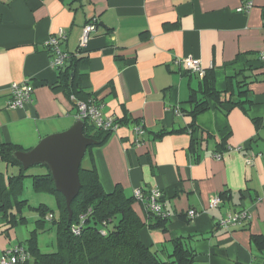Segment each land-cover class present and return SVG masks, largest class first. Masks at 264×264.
Masks as SVG:
<instances>
[{
    "label": "crops",
    "instance_id": "obj_1",
    "mask_svg": "<svg viewBox=\"0 0 264 264\" xmlns=\"http://www.w3.org/2000/svg\"><path fill=\"white\" fill-rule=\"evenodd\" d=\"M251 1L250 8L238 10L243 0H0V143L26 150L71 127L77 99H93L103 115L125 119L91 150L103 188L162 193L164 228L148 226L143 201L134 205L144 223V245L164 258L180 239L194 251L191 264H264L254 241L264 235V0ZM88 18L96 29L81 53L87 58L79 67L84 77L76 95H69L59 84L57 71L64 65L51 66L46 42L64 29L59 48L75 52ZM187 56L213 72L217 90L229 87L233 101L240 98L241 81L239 90L249 100L209 101L195 116V142L188 99L200 77L176 62ZM24 81L29 100L8 108L10 85ZM139 124L144 133L137 145L133 130ZM19 172L18 165L0 159V203L1 190ZM217 196L221 202L210 206ZM239 210L248 219L219 224ZM2 222L0 256L30 231L11 238L16 226L1 232Z\"/></svg>",
    "mask_w": 264,
    "mask_h": 264
},
{
    "label": "trees",
    "instance_id": "obj_2",
    "mask_svg": "<svg viewBox=\"0 0 264 264\" xmlns=\"http://www.w3.org/2000/svg\"><path fill=\"white\" fill-rule=\"evenodd\" d=\"M90 21L91 18H88L86 23ZM82 50L77 48L75 52L66 53L69 67L65 70L60 67L57 71L59 84L68 89L67 94L69 95H76L79 81L84 77V73L79 71V67L87 61V58L81 55ZM237 84V96L240 97L237 101L231 100L230 95L228 96L229 87L224 91L215 88L211 70L205 71L199 80L198 87L191 88L188 103L191 104L189 115L192 121L188 129H190L193 142L196 141L193 134L197 129L195 116L209 108V101L217 105L223 103L243 105L249 102L245 98L247 91L239 90L241 81ZM88 101L94 100L87 99L83 102ZM77 102H79L78 99ZM115 119L119 125L125 120L124 118ZM83 133L97 141V144L87 147L82 159V161L88 160V165L84 166L81 162L79 168L81 188L70 204V220H68L65 199L61 193L56 191L48 168L45 173L26 174L21 165L12 157V151L22 148L14 144L0 143V159L16 164L20 168L18 174L10 176L8 187L1 190L0 218L5 226L1 232H7L27 221L24 210L31 206L26 198H19L25 176L30 177L32 188L35 191L51 194L57 206V215L53 213L52 208L43 203L32 207L38 214L35 222L39 231L44 230L45 222L51 224L50 228H55V249L50 252L41 251L38 245V230L34 227L24 240L9 247L20 245L28 254V258L19 264L28 261L33 264H191L194 251L187 247L186 241L173 240L172 253L164 258L156 250L141 242L139 230L144 223L134 207L135 203L140 204V202L136 201L133 195H127L118 185L110 192L103 188L91 152L93 147L101 145L106 140L112 130L95 128L90 121L85 119ZM49 214L52 215L50 220L47 219ZM146 216L149 218L150 228H164L168 221V216L152 214L148 210ZM73 228H77L78 231L74 232ZM254 241L259 250L264 252V235H257Z\"/></svg>",
    "mask_w": 264,
    "mask_h": 264
},
{
    "label": "built area",
    "instance_id": "obj_3",
    "mask_svg": "<svg viewBox=\"0 0 264 264\" xmlns=\"http://www.w3.org/2000/svg\"><path fill=\"white\" fill-rule=\"evenodd\" d=\"M252 5L251 0H243L242 5L238 10H244L250 8ZM96 29L95 19H91L90 22H87L82 27V32L79 37L78 49H84L88 39ZM66 38V31L64 29H58L55 35L51 36L47 42L46 46L50 47L52 50V58L50 64L52 67H60L65 64L66 53L61 51L59 48V43ZM186 71L193 73L200 78L204 75L205 69L202 66L201 61L198 58L191 56L181 57L176 60ZM10 97L6 102L8 108H17L21 107L26 101L29 100L31 95V88L26 81L21 83H12L10 85ZM101 106L93 101L83 102L80 101L77 103V114L76 117L90 121L95 128H101L103 130L111 129L115 131L119 124L116 122V119L112 116L103 115L100 110ZM134 134L136 135L135 143L139 145L141 143V136L144 133V129L141 124L134 127ZM219 154H216V157L219 158ZM133 196L136 200L144 202L146 209L152 214L166 216L164 211V206L162 204V193L159 189L153 188L147 194L137 187L133 190ZM221 202L219 196L211 199L210 206H217ZM195 215V210L191 209L188 211V216L193 217ZM248 213L244 210L236 211L233 214H229L225 219H222L219 224L223 227H228L232 224H237L241 220L248 219ZM52 217L51 214L47 216V219L50 220ZM74 232H77V228H73ZM28 258V254L25 252L24 248L20 245L13 246L7 249L2 256L0 257V264H19L24 262Z\"/></svg>",
    "mask_w": 264,
    "mask_h": 264
},
{
    "label": "water",
    "instance_id": "obj_4",
    "mask_svg": "<svg viewBox=\"0 0 264 264\" xmlns=\"http://www.w3.org/2000/svg\"><path fill=\"white\" fill-rule=\"evenodd\" d=\"M68 67L69 61H66L62 69ZM83 127L84 120L76 118L71 127L44 136L26 150L12 151V157L23 169L34 165L48 168L56 191L65 199L68 220L71 219L70 204L81 188L79 168L82 159L87 147L97 144L93 138L84 135Z\"/></svg>",
    "mask_w": 264,
    "mask_h": 264
},
{
    "label": "rangeland",
    "instance_id": "obj_5",
    "mask_svg": "<svg viewBox=\"0 0 264 264\" xmlns=\"http://www.w3.org/2000/svg\"><path fill=\"white\" fill-rule=\"evenodd\" d=\"M83 165H87L86 159L82 161ZM26 174H41L47 171V168L42 165H34L30 166L27 169H24ZM20 198H26L28 203L30 204V208H26L24 211V215L27 217V221L25 224H21L15 227L11 232V238H15V232L18 238H22L20 234L21 229H33L37 227L38 230V245L43 252H50L55 249V228H50L51 224L49 222H45L44 230L39 231V227L37 226L35 220L38 217L36 210L32 207L37 206L40 203H46L54 214L57 215V206L55 198L44 191H35L31 185V179L29 176H25L22 182L21 191L19 194ZM6 239V238H5Z\"/></svg>",
    "mask_w": 264,
    "mask_h": 264
}]
</instances>
